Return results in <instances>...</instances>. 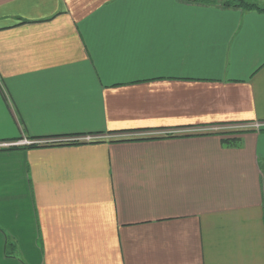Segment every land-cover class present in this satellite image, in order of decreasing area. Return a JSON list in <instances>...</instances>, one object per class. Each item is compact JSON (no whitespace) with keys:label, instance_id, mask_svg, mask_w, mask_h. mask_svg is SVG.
<instances>
[{"label":"crops","instance_id":"crops-1","mask_svg":"<svg viewBox=\"0 0 264 264\" xmlns=\"http://www.w3.org/2000/svg\"><path fill=\"white\" fill-rule=\"evenodd\" d=\"M260 123L264 11L0 0V264H264Z\"/></svg>","mask_w":264,"mask_h":264},{"label":"trees","instance_id":"trees-1","mask_svg":"<svg viewBox=\"0 0 264 264\" xmlns=\"http://www.w3.org/2000/svg\"><path fill=\"white\" fill-rule=\"evenodd\" d=\"M189 1H200V2H208V0H189ZM224 6H234V7H240L245 10H257L260 12L264 11V6H259L258 4L247 1V0H227L222 3ZM34 146V144H31L30 147Z\"/></svg>","mask_w":264,"mask_h":264},{"label":"built area","instance_id":"built-area-1","mask_svg":"<svg viewBox=\"0 0 264 264\" xmlns=\"http://www.w3.org/2000/svg\"><path fill=\"white\" fill-rule=\"evenodd\" d=\"M264 124H262V123H260V124H256L255 126L256 127H260V126H263ZM167 132V131H166ZM87 139L89 138V137H86ZM78 139H80V138H78V137H74V138H68V139H66V140H70V141H72V140H78ZM56 140H48V141H45V140H32V141H29V140H26V139H24V140H22V141H20V142H3V143H0V146H12V145H18V144H23V145H26V144H28V145H30V144H36V143H42V142H55Z\"/></svg>","mask_w":264,"mask_h":264},{"label":"rangeland","instance_id":"rangeland-1","mask_svg":"<svg viewBox=\"0 0 264 264\" xmlns=\"http://www.w3.org/2000/svg\"><path fill=\"white\" fill-rule=\"evenodd\" d=\"M216 2H219V3H223V2H225V1H227V0H215ZM220 128H223V126L222 127H220Z\"/></svg>","mask_w":264,"mask_h":264}]
</instances>
